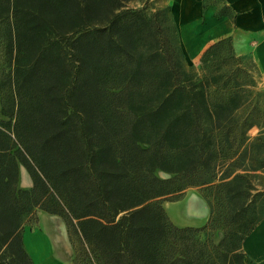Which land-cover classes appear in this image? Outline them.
<instances>
[{
    "label": "trees",
    "instance_id": "obj_1",
    "mask_svg": "<svg viewBox=\"0 0 264 264\" xmlns=\"http://www.w3.org/2000/svg\"><path fill=\"white\" fill-rule=\"evenodd\" d=\"M90 1L0 0V49L15 70L8 97L13 105L17 100L16 129L28 130L18 134L30 161L24 156L20 160L42 174L30 170L32 192L41 183L45 191L52 184L62 193L69 216L79 218L77 226L98 249L102 264H206L207 244L202 242L194 258L166 257L162 245L167 230L160 220L148 219L156 217V208L164 210L157 198L169 189V181L155 169L190 175L205 166L214 138L198 137V132H207L203 114L222 110L227 101L221 94L212 101L207 89L197 90L198 82L181 70L179 60L168 59L152 45L147 54L136 55L135 43L149 29L142 15L113 10L104 16L110 23L89 28ZM111 1L115 5L118 0H101L103 8ZM65 16L74 20L70 26ZM75 26L72 37L68 31ZM70 50L77 57L73 70L67 62ZM91 53L103 61L97 71ZM110 75L117 84L108 87ZM92 100L102 116L113 106L126 125L112 138L100 133L94 145L68 115L74 108L86 113ZM0 102L2 113L12 115L4 95ZM46 128L49 132H36L37 145L29 140L31 131ZM8 148L0 143V219L7 226L0 228V248H6L15 264H33L22 245L17 214L11 212L22 199L12 191L18 167ZM29 197L22 204L36 203ZM170 223L175 230L182 228ZM0 264H6L1 255Z\"/></svg>",
    "mask_w": 264,
    "mask_h": 264
},
{
    "label": "rangeland",
    "instance_id": "obj_2",
    "mask_svg": "<svg viewBox=\"0 0 264 264\" xmlns=\"http://www.w3.org/2000/svg\"><path fill=\"white\" fill-rule=\"evenodd\" d=\"M170 1L118 0L114 1L115 5L111 1L104 9L101 0H91L92 10L89 11V19L92 26L89 28L108 24L109 20L104 16L109 12L111 14L113 10L114 13L131 11L142 15L148 21L149 29L135 43L136 55L147 54L149 45H152L168 59H178L182 66L181 70L190 75L193 81L198 82L197 90L207 89L212 101L220 94L225 98L227 102L222 110L212 109L209 115L203 114L202 117L204 131L207 132H198V137L211 134L214 138V143L206 156L208 160L205 166L201 164L190 175H175L174 172L159 167L155 169V173L160 178L169 181L167 183L169 189L157 198L164 210L159 211L156 208L154 210L156 219L148 220L153 223H159L157 219L160 220L163 228L167 230L162 250L166 251L165 256L169 259L194 258L199 250L198 242H202L207 244L209 259L203 261L206 264H247L245 253L241 249L242 238L264 217V88L256 83L254 61L231 50L227 37L205 45L197 55L187 56L181 47ZM210 1L218 4L216 9L218 14L229 12L221 0H206V4ZM81 13L84 14V11ZM66 18L70 26L74 20ZM76 28V26L69 28L68 34L70 35ZM74 34H71L72 37ZM215 42L219 43L207 50ZM74 58L77 57L72 50L68 51L67 62L71 70L74 68ZM89 60L92 67L93 64L96 65V71L102 68L103 61L97 54L91 53ZM14 73L13 66L8 64L7 58L0 49V95H4L6 109L13 113L3 114L0 118V143L9 147L6 151L13 155L17 162V174L11 184L16 198H21L23 202L24 198L30 195L36 200V203L21 202L11 212L17 214V222L22 229L25 225L34 224L37 211H57L65 222L67 221V230L74 249L73 264H102L96 246L84 240L77 226L79 218L69 216L61 201L62 193L53 188L52 184H47L45 191L41 183H38L32 192L34 177L31 172L39 175L40 171L30 162L28 168L20 160L22 156L28 161L30 158L24 150L22 136L18 134L28 130L21 127L16 129L18 120L14 112L17 110V100L13 105L11 98L8 97L13 88ZM110 76L107 78L108 87L117 84V79L112 80L114 75ZM81 101L83 100H79ZM84 104L88 105L87 102ZM108 108V114L102 116L98 110V103L92 100L86 113L79 114L76 110L78 108L69 109V121L77 127L82 136L91 139L94 145L99 140L100 133L104 132L106 137L112 138L115 132L121 130L120 126L125 122L113 112V106ZM31 132L33 133L30 138L26 134L25 137L37 145L36 132H49V130L46 128ZM138 145L148 146L146 142H138ZM19 167L24 168L30 176L29 186L19 183ZM1 181L0 179V191H2ZM24 191H28V194ZM188 194H200L206 200L208 217L201 225H188L175 230L171 228L165 206H169L168 212L173 218L175 216L184 219V216H181L183 210H180L182 204L168 205V202ZM122 214L124 211L119 212L117 218ZM6 227L0 219V228ZM0 255L6 264H15L5 247L0 248ZM26 264H29V261Z\"/></svg>",
    "mask_w": 264,
    "mask_h": 264
},
{
    "label": "crops",
    "instance_id": "obj_3",
    "mask_svg": "<svg viewBox=\"0 0 264 264\" xmlns=\"http://www.w3.org/2000/svg\"><path fill=\"white\" fill-rule=\"evenodd\" d=\"M172 17L177 26L181 47L187 56L197 55L205 45L219 38H230L234 51L255 63V79L264 88V0H221L228 9L216 12L217 3L206 0H171ZM0 102V118H2ZM19 183L31 184L30 176L19 167ZM179 204L184 219L168 212L177 226L201 225L208 217L206 200L200 194H188L168 202ZM22 245L33 264H73L74 249L64 218L57 213L37 211L35 222L21 231ZM241 249L247 264H264V217L244 235Z\"/></svg>",
    "mask_w": 264,
    "mask_h": 264
}]
</instances>
